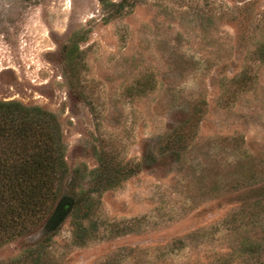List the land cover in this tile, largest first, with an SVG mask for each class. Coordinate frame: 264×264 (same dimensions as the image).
Here are the masks:
<instances>
[{
    "label": "rangeland",
    "instance_id": "374dc122",
    "mask_svg": "<svg viewBox=\"0 0 264 264\" xmlns=\"http://www.w3.org/2000/svg\"><path fill=\"white\" fill-rule=\"evenodd\" d=\"M0 101L63 161L0 264H264V0H0Z\"/></svg>",
    "mask_w": 264,
    "mask_h": 264
},
{
    "label": "trees",
    "instance_id": "16d2710c",
    "mask_svg": "<svg viewBox=\"0 0 264 264\" xmlns=\"http://www.w3.org/2000/svg\"><path fill=\"white\" fill-rule=\"evenodd\" d=\"M53 116L39 108L0 101V233L44 212L62 169L59 132ZM57 136V137H56ZM54 199V198H53ZM71 204L56 207L47 231L56 230Z\"/></svg>",
    "mask_w": 264,
    "mask_h": 264
}]
</instances>
